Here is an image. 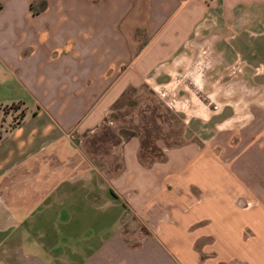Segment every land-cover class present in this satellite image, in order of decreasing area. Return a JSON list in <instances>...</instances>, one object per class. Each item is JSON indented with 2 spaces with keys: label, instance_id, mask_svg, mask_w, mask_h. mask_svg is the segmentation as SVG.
<instances>
[{
  "label": "crops",
  "instance_id": "1",
  "mask_svg": "<svg viewBox=\"0 0 264 264\" xmlns=\"http://www.w3.org/2000/svg\"><path fill=\"white\" fill-rule=\"evenodd\" d=\"M142 85L148 162L96 132ZM0 264H264V0H0Z\"/></svg>",
  "mask_w": 264,
  "mask_h": 264
},
{
  "label": "rangeland",
  "instance_id": "2",
  "mask_svg": "<svg viewBox=\"0 0 264 264\" xmlns=\"http://www.w3.org/2000/svg\"><path fill=\"white\" fill-rule=\"evenodd\" d=\"M168 101L167 94L162 96L148 86L129 87L107 111L104 123L96 132L114 134L116 138L111 139L112 143L117 141L118 135L124 138L137 135L141 140V150H144L142 160L160 159L163 148L184 142L183 125ZM98 140L104 141L101 137ZM91 142L92 139L90 146Z\"/></svg>",
  "mask_w": 264,
  "mask_h": 264
},
{
  "label": "built area",
  "instance_id": "3",
  "mask_svg": "<svg viewBox=\"0 0 264 264\" xmlns=\"http://www.w3.org/2000/svg\"><path fill=\"white\" fill-rule=\"evenodd\" d=\"M156 92L162 96L166 95L165 90H156ZM15 118H16V120H15ZM19 121H20V117H19V113H17L16 115H14V119L12 120V122L18 123Z\"/></svg>",
  "mask_w": 264,
  "mask_h": 264
}]
</instances>
